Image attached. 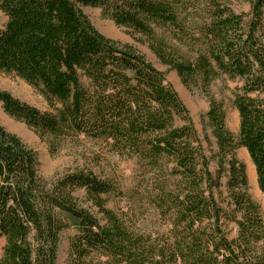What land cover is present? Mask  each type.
I'll return each instance as SVG.
<instances>
[{"label": "trees", "instance_id": "obj_1", "mask_svg": "<svg viewBox=\"0 0 264 264\" xmlns=\"http://www.w3.org/2000/svg\"><path fill=\"white\" fill-rule=\"evenodd\" d=\"M237 1L250 13H234L227 0H202L191 12L185 0H0L7 19L0 28V73L26 82L50 108L42 111L0 91L5 113L42 136L84 135L106 152L136 160L146 179L140 195L162 227H170L153 238L149 229L128 226L106 207L104 196L114 186L92 172L46 182L37 153L0 126V264H57L61 234L71 226L77 234L68 264H264L258 210L235 196L227 212L214 194L226 172L229 190L247 187L235 155L240 147L264 194V0ZM82 7L100 8L118 27L147 37L160 62L187 84L207 90L222 75L247 80L234 102L237 137L226 127L222 106L210 103L221 159L216 177L193 126H177L190 120L165 76L139 52L101 35ZM158 30L175 44L157 37ZM78 190L102 218L79 205ZM224 220L236 223V239H228Z\"/></svg>", "mask_w": 264, "mask_h": 264}, {"label": "rangeland", "instance_id": "obj_2", "mask_svg": "<svg viewBox=\"0 0 264 264\" xmlns=\"http://www.w3.org/2000/svg\"><path fill=\"white\" fill-rule=\"evenodd\" d=\"M200 1L202 0H185L186 4L191 5L188 12H191L193 6ZM227 3L238 15L250 13V6L247 3H241L237 0H227ZM82 11L101 35L120 46L130 47L139 52L165 76L166 82L185 106L190 120V123L186 120H178L177 126L186 124L193 126L202 143V150L210 163V172L216 177L221 159L217 156L218 147L208 119L210 103L215 101L222 106L226 117V127L237 137L240 116L234 102L237 96L245 94L247 80L241 77L233 79L222 75L214 80L207 90L200 83L187 84L176 71L160 62L152 51L151 42L147 37L135 33L131 29L118 27L103 14L100 8L82 7ZM6 20V17L0 12V28L4 26ZM262 26L263 29L259 32V38L264 47V20ZM156 35L157 37L164 36L169 43L175 44L169 33L164 30H158ZM0 91L8 92L20 101L42 111H50L47 101L37 90L13 75L0 73ZM252 96L256 97L257 94ZM0 126L7 132L18 136L26 146L37 153L39 175L46 182L50 183L66 173L75 171L92 172L97 177L112 183L115 191L104 196L106 207L128 226L136 223V229H149L153 238H158L163 233L167 234L170 230L168 225L162 227V224L158 222L159 218L156 212L152 209V203L146 199L143 200V196L140 195L146 185V179L142 168L136 164V160H124L106 152L100 143L84 135L69 138L42 136L23 122L7 115L1 103ZM235 155L245 167L247 187L229 190L227 188L228 172H226L221 176V186L214 190L215 199L225 211L230 212L235 208V196H240L242 201H247L257 209L264 220V194L259 189L257 175L254 177L250 174L252 161L249 154L246 149L240 147ZM75 196L80 206L98 215V209L93 206L84 190H78ZM236 216L238 219H242L241 213ZM98 218H102V216L98 215ZM223 223V230L228 239H236L239 234L236 223L228 220H224ZM76 234L77 229L72 226L61 234L57 264L69 263V243ZM3 246L4 240L0 239V257Z\"/></svg>", "mask_w": 264, "mask_h": 264}, {"label": "bare ground", "instance_id": "obj_3", "mask_svg": "<svg viewBox=\"0 0 264 264\" xmlns=\"http://www.w3.org/2000/svg\"><path fill=\"white\" fill-rule=\"evenodd\" d=\"M250 174L251 176H254L256 175V172H255V168H254V165L251 163V167H250Z\"/></svg>", "mask_w": 264, "mask_h": 264}, {"label": "flooded vegetation", "instance_id": "obj_4", "mask_svg": "<svg viewBox=\"0 0 264 264\" xmlns=\"http://www.w3.org/2000/svg\"><path fill=\"white\" fill-rule=\"evenodd\" d=\"M253 163V162H252ZM254 165V164H253ZM254 167H255V165H254ZM255 171H256V169H255ZM256 175H257V173H256ZM257 180H258V177H257ZM259 185V184H258ZM260 189V188H259ZM261 191V190H260ZM262 192V191H261Z\"/></svg>", "mask_w": 264, "mask_h": 264}]
</instances>
